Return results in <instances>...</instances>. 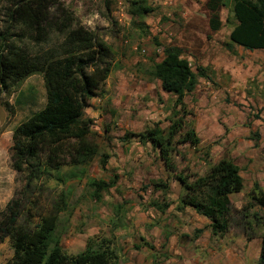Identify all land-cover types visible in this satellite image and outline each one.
<instances>
[{"label": "rangeland", "instance_id": "374dc122", "mask_svg": "<svg viewBox=\"0 0 264 264\" xmlns=\"http://www.w3.org/2000/svg\"><path fill=\"white\" fill-rule=\"evenodd\" d=\"M50 1L51 12H73L113 53L104 92L84 112V119L94 123L90 140L98 154L87 165L64 166L27 187L28 172L12 168L13 132L46 104L42 75L28 78L0 98V213L12 201H22L32 214L42 208L46 213L64 195L67 206L54 239L68 255L82 252L89 241L110 239L119 264H258L263 211L251 193L258 192L255 184L264 192V51L227 50L235 25L232 4L222 7V27L214 32L208 0ZM141 1L154 10L143 18L133 15V2ZM6 6L0 0V27ZM168 47L180 48L193 71L203 67L209 77L200 78L186 98L188 129L195 130L200 144L176 147L178 170L202 176L224 158L241 168L244 188L231 196L235 214L224 237H214L209 220L194 210H178L183 190L168 176L157 151L137 141L121 142L127 133L170 126L175 96L149 75ZM115 177L116 187L96 201L89 182ZM151 181L169 182L170 192L155 191ZM165 201L172 204L165 214L151 207ZM13 255L10 239L3 240L0 232V264Z\"/></svg>", "mask_w": 264, "mask_h": 264}, {"label": "trees", "instance_id": "16d2710c", "mask_svg": "<svg viewBox=\"0 0 264 264\" xmlns=\"http://www.w3.org/2000/svg\"><path fill=\"white\" fill-rule=\"evenodd\" d=\"M5 1V19L0 27V98L34 75H42L46 90L45 107L13 132L12 168L18 173L28 172L27 187H32L50 177L52 171L64 166L87 165L98 154V146L90 140L94 123L84 119V112L90 100L104 92L113 53L100 41L96 31L86 28L73 12L63 8L51 12L50 0ZM229 3L235 25L230 42L225 45L227 50L234 54L237 46L250 52L264 51V0H209L206 6L211 30H220L221 9ZM133 6V15L139 18L154 12L144 1L133 2ZM149 75L161 82L164 91L175 96L170 126L167 131L156 126L138 134L127 133L121 142L137 141L157 151L166 170L183 188L178 210H194L209 220L214 237H224L235 214L231 196L244 188L241 168L224 158L200 176L179 171L173 157L179 144L193 147L200 144L195 130L188 129L191 112L186 98L196 90L200 78L209 79L207 69L197 67L193 71L180 48L168 47L163 60L153 65ZM5 107L9 109V104ZM41 156L45 158L43 161ZM105 165L106 161L102 160V166ZM117 182V177L110 181H90L94 199L101 202L103 193L115 188ZM150 186L155 191L170 192L168 183L151 181ZM254 188L258 192L251 193V200L263 211L259 221L264 228V192L258 184ZM22 203L12 201L0 213V232L3 240L10 239L14 251L7 264H119L110 239L89 241L77 255L63 251L54 234L60 214L67 206L64 195L46 213L42 208L32 214V209L26 211ZM171 206L168 201L151 204L162 214ZM247 236L248 241L254 238ZM258 264H264V235Z\"/></svg>", "mask_w": 264, "mask_h": 264}, {"label": "crops", "instance_id": "0c3cea01", "mask_svg": "<svg viewBox=\"0 0 264 264\" xmlns=\"http://www.w3.org/2000/svg\"><path fill=\"white\" fill-rule=\"evenodd\" d=\"M209 1V0H208ZM207 1V2H208ZM218 32V31H217ZM166 92V91H165ZM161 161V160H160ZM162 162V161H161ZM163 163V162H162ZM163 166H164V164H163ZM164 169L166 170V168H165V166H164ZM167 171V170H166ZM167 173H168V176H169V172L167 171ZM176 183H178L174 178H172ZM167 183V182H166ZM179 184V183H178ZM168 185L170 186V189H171V185L169 184V182H168ZM179 187L180 188H182V186L179 184ZM182 190H183V188H182Z\"/></svg>", "mask_w": 264, "mask_h": 264}]
</instances>
